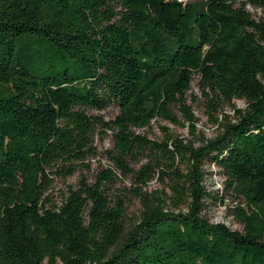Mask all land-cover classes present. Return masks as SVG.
Masks as SVG:
<instances>
[{"label":"trees","instance_id":"trees-1","mask_svg":"<svg viewBox=\"0 0 264 264\" xmlns=\"http://www.w3.org/2000/svg\"><path fill=\"white\" fill-rule=\"evenodd\" d=\"M247 4L264 9V0H0V264H264V16ZM194 76L212 137L187 103ZM109 105V120L88 113ZM155 119L190 137L137 132ZM107 131L113 166L48 206L51 174L86 165ZM205 164L245 199L241 230L205 215ZM128 177L132 186L113 193ZM127 192L140 203L128 225Z\"/></svg>","mask_w":264,"mask_h":264},{"label":"rangeland","instance_id":"rangeland-1","mask_svg":"<svg viewBox=\"0 0 264 264\" xmlns=\"http://www.w3.org/2000/svg\"><path fill=\"white\" fill-rule=\"evenodd\" d=\"M239 5V4H237ZM246 9L252 14L253 17L258 18L264 16V9L261 7H254L249 4ZM197 77L194 76L191 81V87L187 92V103L191 106L192 111L198 117L197 131L202 132L206 137H212L216 134V125L210 120L208 110L204 105V98L197 87ZM233 104L236 108H243L246 103L243 99H234ZM223 112L233 115L234 109L232 106L225 104ZM89 114L102 115L104 119L109 120L116 114V109L112 106H106L102 110L89 109ZM221 117V113L218 115ZM137 132L146 135L151 139H161L165 132H170L174 135L190 137L187 126L173 124L168 120L155 119L152 120L149 128L138 129ZM94 145L96 146L97 154L92 157L85 158L83 162L86 165L81 166L73 174L61 176L51 174L50 184L45 194L48 196L47 205L58 204L61 198L67 193V189L72 186L76 188L79 179H86L88 182H94L96 174L103 167L113 166L111 159L108 158L107 150L112 148L111 132L107 131L102 136H96ZM142 159L140 162H143ZM206 174L204 183L206 190L211 194L207 198L208 208L204 211L205 215L211 222H222L231 229L241 230L242 225L239 223L235 216V208L240 205L245 207V199L242 196L235 195L233 191L227 189L224 184V177L219 173L215 165L205 164ZM119 175L118 170H115ZM130 178H123L117 181L112 190L113 193L121 191L122 187H131ZM149 188H160L156 179H153ZM126 223L130 224L135 220L137 212L140 208L138 198L126 193Z\"/></svg>","mask_w":264,"mask_h":264}]
</instances>
